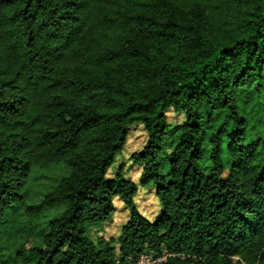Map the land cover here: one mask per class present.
<instances>
[{
	"label": "trees",
	"instance_id": "1",
	"mask_svg": "<svg viewBox=\"0 0 264 264\" xmlns=\"http://www.w3.org/2000/svg\"><path fill=\"white\" fill-rule=\"evenodd\" d=\"M135 125L138 184L108 177ZM145 252L264 264V0H0V264Z\"/></svg>",
	"mask_w": 264,
	"mask_h": 264
},
{
	"label": "rangeland",
	"instance_id": "2",
	"mask_svg": "<svg viewBox=\"0 0 264 264\" xmlns=\"http://www.w3.org/2000/svg\"><path fill=\"white\" fill-rule=\"evenodd\" d=\"M168 115L170 122H179L183 118L174 113H169ZM146 138V133L141 125H135L129 128L125 145L116 156L115 162L108 172V177H113L116 168L121 167L125 178L138 184L141 166L134 164L131 156L143 148ZM134 201L139 212L149 220H152L160 210L158 199L151 185H138ZM113 206L114 211L110 218L106 222H102L100 225L91 228L89 234L93 239L103 237L107 240H111L117 237L120 226L124 224L128 218V210L117 197L113 200Z\"/></svg>",
	"mask_w": 264,
	"mask_h": 264
},
{
	"label": "built area",
	"instance_id": "3",
	"mask_svg": "<svg viewBox=\"0 0 264 264\" xmlns=\"http://www.w3.org/2000/svg\"><path fill=\"white\" fill-rule=\"evenodd\" d=\"M166 259V256H159V257H154L152 253L150 252H145L140 254L138 259L134 261L132 264H162Z\"/></svg>",
	"mask_w": 264,
	"mask_h": 264
}]
</instances>
